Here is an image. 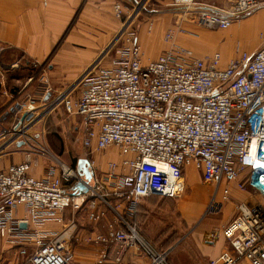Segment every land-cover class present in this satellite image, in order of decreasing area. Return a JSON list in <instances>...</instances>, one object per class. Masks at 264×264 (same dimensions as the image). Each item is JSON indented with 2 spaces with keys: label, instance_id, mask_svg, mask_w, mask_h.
<instances>
[{
  "label": "built area",
  "instance_id": "2783aa9c",
  "mask_svg": "<svg viewBox=\"0 0 264 264\" xmlns=\"http://www.w3.org/2000/svg\"><path fill=\"white\" fill-rule=\"evenodd\" d=\"M126 1L135 9L148 0ZM262 5L264 0H225L223 5L170 0L169 7L180 9L179 24L164 31L169 47L161 55L142 65L135 34L129 32L108 66L100 65L101 54L59 93L56 100L64 111L81 119V146L90 153L113 148L119 162L106 161L102 177L90 166L91 183L59 162L39 180L29 175V160L0 171V240L22 259L16 264H73L78 226L64 220L63 212L87 203L86 219L96 223L104 216L97 201L111 211L117 227L108 224L104 235L86 239L103 247L96 264L106 261L110 250L118 262L128 249L148 264H167L168 251L142 240L126 218L134 217L143 199L178 198L187 166L214 188L209 212L220 209L214 201L218 193L222 202L228 200L231 185L250 195L235 202L234 218L209 236L225 242L209 264H264V32L258 34V48L236 50L224 67L218 53L196 57L174 42L176 34L189 33L180 26L183 20L225 30ZM124 9L121 3L112 5L118 19ZM20 131L12 129L6 141H21L14 137ZM70 181L83 184L84 193L64 192L62 182ZM49 224L60 228L44 230Z\"/></svg>",
  "mask_w": 264,
  "mask_h": 264
},
{
  "label": "crops",
  "instance_id": "0c3cea01",
  "mask_svg": "<svg viewBox=\"0 0 264 264\" xmlns=\"http://www.w3.org/2000/svg\"><path fill=\"white\" fill-rule=\"evenodd\" d=\"M216 1H219L217 2L218 5H223L225 0ZM116 2L124 5L127 1L0 0V70L6 72L19 63H21L24 67L23 69L27 72L30 70L32 71V69L29 68H33L35 71L31 75L29 74L30 76H27L25 82L22 84V89H25L23 86L28 84V80L31 79L30 77L35 76V84L31 91L29 90V86L25 89V92H29V95L27 94L28 92L26 93L28 95L27 100L33 101V103L35 101L44 103L48 100L49 92L52 89L57 92L55 95L57 97L59 93L69 87V85H71L92 62L99 58L100 54L106 49L111 39L119 30V24L117 23H125L127 20L130 23H149L147 30H152L151 28L154 26L153 23H176V20H174L170 13L158 12L155 9L145 10L143 12L144 16H140L139 18L138 15L129 16L130 13L128 11L125 12L124 9L123 15L118 19L112 12V5ZM256 9V11L253 10L241 15L234 22L246 17L251 18L252 16H256V14L262 12L261 10L264 8L260 7L259 9L258 7ZM261 17L263 16L258 15L255 19ZM180 23H183V27L194 25L190 20H183ZM229 28H231V26L225 30L216 29L203 32L198 38V41L186 40L181 34H176L174 40L178 41V45L192 51L193 55L196 57L210 55L215 51L220 56V67H224L234 55L233 51L227 46H223L224 48L221 51L219 48H216V44L220 46L218 40L222 42V39L229 40L232 38L233 32ZM139 35H141V33H139ZM135 38L139 45L138 35H136ZM147 43L148 41L146 43L144 41L141 44L143 52L141 57L142 65L156 59L164 52H161L162 47L154 43L152 47L147 48ZM257 44L253 49H248L245 52L252 53L259 46ZM206 47H210L211 50L205 52L203 49ZM152 51H154V54H151ZM14 62L16 63L14 64ZM107 64L105 63L101 66H108ZM46 89L49 90L48 93L44 92ZM0 92L2 91L0 90ZM3 95L5 97L4 99L1 97V101L3 100V102L0 106V171L5 170L9 165L29 160L32 165L29 170V175L39 180L44 177L45 171L50 165L59 162L71 168L86 183H91L90 179L87 180L84 177L83 170L80 166L81 161H85L86 164H83L85 167L88 165L86 167L88 171L91 166V169L97 177H102L105 171L106 161L112 160L116 163L119 162L115 149L108 148L100 153H90L87 151L92 158V165H90V161L80 157L75 159L74 165L66 163V160L62 156L63 154L57 155L58 151L52 148L53 152L49 150L50 144L48 145L45 141L41 143L38 142L40 139L42 140L43 136L41 135H43L42 133H44V131L42 133L40 132L37 137L33 134L36 138L32 140L34 142L30 141L36 147H27L28 144L25 140L8 143L6 140L9 133L17 126H14V121L16 115L19 114V110L11 107L12 104L9 103V96L6 91H3ZM77 118V123H80L81 129V119L79 117ZM109 152H113L116 155V159L106 158L105 153ZM199 176L201 180L200 173ZM76 185L77 184H74L72 181L68 183L62 182V190L68 194L79 195L84 193V191L76 192ZM229 188L231 193L233 186L231 185ZM147 199L148 198L141 200L139 205ZM158 200L167 199L158 198ZM216 202L220 203V205L222 203L220 199L216 200ZM109 203L113 204L114 200L109 198ZM86 205L87 203H83L78 210L73 211L67 209L63 212L64 220L71 219L76 222L78 226L77 241H74L71 245L73 264H96V256L103 247L88 242L86 239L91 238L93 235H104L108 224L117 227V224L113 222V214L111 211L105 209L98 201L96 202V209L104 211L103 218L96 223L87 221ZM139 205L134 217L131 219L126 218L128 224L134 226L137 232V213ZM225 209L223 206H220V213L219 211L216 212V214L218 213L215 223L216 228H224L235 216L234 210L231 218V212H227ZM203 225L207 226L209 224L205 223ZM44 228V230L58 231L60 227L55 224H49ZM195 245L198 248V250H195L196 254L200 256V259L205 264H209V261L216 258L225 248V242L221 237L214 243L205 241L200 244L199 241H195ZM108 253L109 258L102 264H148L146 257L131 249L123 252L118 262L113 261L114 254L112 250ZM21 261L22 259L16 255L15 250L0 240V264H16ZM197 263L199 264V262Z\"/></svg>",
  "mask_w": 264,
  "mask_h": 264
},
{
  "label": "rangeland",
  "instance_id": "374dc122",
  "mask_svg": "<svg viewBox=\"0 0 264 264\" xmlns=\"http://www.w3.org/2000/svg\"><path fill=\"white\" fill-rule=\"evenodd\" d=\"M207 1L214 2L215 5L219 2L216 0ZM168 2L169 0H148L144 5L140 3L135 9L132 8V3L126 2L124 7L127 8L125 12L128 11L131 17L136 14L139 18L140 16H144L143 12L145 10L155 9L158 12H168L173 16L174 20H179L178 12L180 9L169 7ZM261 7L264 8V5ZM261 11L259 14H256V16H263L259 19H255L256 16H252L251 18L246 17L232 23L230 25L231 28H229L233 32L232 38L229 40L222 39V42L218 40L220 46L216 44V48L222 51L223 46H227L235 54L236 50L247 51L248 49H253L257 43L259 45L258 33L264 31V9ZM117 24H119V30L103 53H101L102 55L100 54L101 56L104 55V58L102 57L100 61V65L109 63L115 57L117 49L124 44L129 32L134 33L135 36L138 35L141 52V44L144 41L145 43L148 41L147 48L152 47L154 43L162 47L161 52L165 51L169 47V44L163 41L162 34L165 29L179 23H153L152 30H147L149 23H130L127 20L125 23ZM181 24V28L189 32L181 33L186 40L198 41L203 32L216 30L201 28L196 25L183 27V23ZM174 42L178 44V41L174 40ZM203 50L209 52L211 49L210 47H206ZM151 54H154V51ZM23 68L21 63H19L6 72L0 70V90L2 91L0 92V106L3 102V100L1 101V97L2 99L5 97L3 91H6L9 96V103L12 104L11 107L19 110V114L16 115L14 121V126H21L22 122L29 125L27 133L32 140L37 135L39 136L40 132L44 131L43 135H41L43 136V138L41 137L42 140L40 139L38 142L45 141L48 145L50 144L49 150L58 151L57 155L63 154L62 156L66 160V163L74 165L75 159L78 157L85 158L91 162L92 158L90 154L80 146L81 129L80 123H77L78 118L64 111L62 105L58 102L59 99L56 100L57 97L55 95L57 92L52 89L49 92L48 100L44 103L38 101L33 103V101L27 100L29 92H25V89L29 86V90L31 91L35 84V76L30 77L31 79L28 80V84L23 86L25 89H22V84L25 82L27 76H30L35 70L29 68L32 71L28 70L29 72H27ZM29 106H32V109H28ZM31 139L24 137L21 141L25 140L28 144L27 147H36L32 143L34 141ZM11 142L14 141L12 140ZM105 157L112 158L113 160L116 159V155L113 152L105 153ZM80 166L84 175H86V167L81 163ZM182 180L183 190L178 198L174 200H158V198L153 197L148 198L143 203L141 202L137 213L138 233L143 240L156 249L168 251V264H198L197 262L205 264L195 252L196 249L198 250L195 241H199L200 244L205 241L210 242L212 239L209 236L217 230H221L220 228H216L215 224L218 213L216 214V211L209 212L206 209L213 198L214 188L209 184L202 183L199 172L192 166L184 168ZM232 186L233 188L231 193H229L228 200L222 202L220 205L224 209L226 208L227 212H231V218L233 216L234 203L247 199L250 196L248 192L238 191L234 185ZM214 199L215 202L220 199L219 193ZM189 200L192 201V205L195 207L191 215L185 212V206H188ZM205 223L209 225L204 226L203 224ZM214 239L212 243L216 242V237Z\"/></svg>",
  "mask_w": 264,
  "mask_h": 264
},
{
  "label": "bare ground",
  "instance_id": "6f19581e",
  "mask_svg": "<svg viewBox=\"0 0 264 264\" xmlns=\"http://www.w3.org/2000/svg\"><path fill=\"white\" fill-rule=\"evenodd\" d=\"M28 109H32V106H29V108ZM19 127H21V135H19L20 134V132H18V134H17V136H14V137H16L18 140H22V138L24 139V137H28L29 139H31V137L30 136H28V127H29V125H27V124H25V123H21V126H19ZM16 128H18V125L17 126H15V130H16ZM32 140V139H31ZM190 201V200H189ZM194 206L192 205V201H190L189 203H188V206H185V212L187 213V214H189V215H191L192 214V212L194 211ZM184 212V211H183Z\"/></svg>",
  "mask_w": 264,
  "mask_h": 264
},
{
  "label": "water",
  "instance_id": "95a60500",
  "mask_svg": "<svg viewBox=\"0 0 264 264\" xmlns=\"http://www.w3.org/2000/svg\"><path fill=\"white\" fill-rule=\"evenodd\" d=\"M15 129V128H13ZM82 165L85 163V161H81L80 162ZM86 164V163H85ZM88 166V165H87ZM86 166V167H87ZM85 179L89 180V171L88 168L86 169V175H84ZM85 182V181H84ZM86 183V182H85ZM75 191L76 192H80V191H85V186L81 183H77V185L75 186ZM21 227H24L23 225H21Z\"/></svg>",
  "mask_w": 264,
  "mask_h": 264
},
{
  "label": "trees",
  "instance_id": "16d2710c",
  "mask_svg": "<svg viewBox=\"0 0 264 264\" xmlns=\"http://www.w3.org/2000/svg\"><path fill=\"white\" fill-rule=\"evenodd\" d=\"M150 198V197H149ZM168 200V199H167Z\"/></svg>",
  "mask_w": 264,
  "mask_h": 264
}]
</instances>
